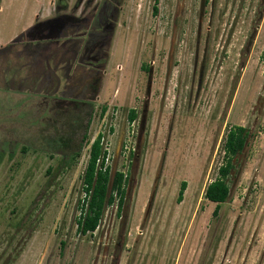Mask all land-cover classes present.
<instances>
[{
	"label": "rangeland",
	"instance_id": "rangeland-1",
	"mask_svg": "<svg viewBox=\"0 0 264 264\" xmlns=\"http://www.w3.org/2000/svg\"><path fill=\"white\" fill-rule=\"evenodd\" d=\"M50 1L4 0L0 9V44H15L13 54L0 48V264H264V0H159L157 14L155 0H119L113 31L92 49L95 71L78 59L104 0H63L75 20L36 29ZM29 27L33 38L19 39ZM60 27L82 33L51 39ZM39 44L41 55L55 53L51 69L24 73L14 54ZM54 95L95 103L75 164L53 142L66 134ZM235 126L251 137L214 215L205 194ZM100 133L112 175H127L126 204L108 207L84 236L83 176ZM71 136L78 146L83 132Z\"/></svg>",
	"mask_w": 264,
	"mask_h": 264
},
{
	"label": "trees",
	"instance_id": "trees-1",
	"mask_svg": "<svg viewBox=\"0 0 264 264\" xmlns=\"http://www.w3.org/2000/svg\"><path fill=\"white\" fill-rule=\"evenodd\" d=\"M0 0V4H1ZM119 0H104L102 3V9L95 16V24L91 25L87 35L86 44H89L90 47H95L96 43L97 47L102 46L106 39H102V26H108L111 28L112 24V16L119 11L115 3ZM156 4L154 6L155 13H158L157 3L159 0H155ZM56 10L60 14L54 19L47 20L46 22L37 24L36 29H43L45 26L51 27L52 29L59 25L58 21L64 24V20L72 21V18L75 17L73 15H62L61 12L68 8V4L63 0H56ZM61 16V17H60ZM75 20V18H73ZM60 26V25H59ZM92 27V28H91ZM34 28V27H33ZM33 28H30L26 34H21L18 38H23L26 35V38L32 37L34 35L31 34ZM35 30V29H34ZM68 30V29H67ZM65 28H58L56 35L52 34L51 39H56L55 36L61 35V39H67L70 41V36H73L75 33L76 36H80V29L78 27L73 28V33L69 34ZM33 33V32H32ZM74 35V36H75ZM30 40V39H29ZM35 40H38L36 38ZM16 42V41H15ZM39 43V42H38ZM31 44V43H30ZM37 44V43H36ZM69 44V43H67ZM79 44V43H78ZM77 44V46H78ZM15 44L3 48L2 50L12 52L14 50ZM28 47V44L26 45ZM75 46V45H73ZM44 49L43 45H36L33 49L25 48V52L27 53H35L43 54L41 51ZM100 50V49H99ZM14 52H12L13 54ZM52 57L55 56L54 52H47ZM96 53V52H95ZM97 67L100 68L98 62H96ZM96 73L99 75L100 71L96 70ZM90 79H93V85H89L91 93L94 94L95 97L98 96L101 80L98 76H91ZM89 88H87L88 90ZM88 93H86L87 95ZM92 94V95H93ZM54 100H58L59 103H73L72 107L67 108H59L60 105L57 103L55 108L58 110V113H54L57 120L56 122L62 121V126L66 129V134L61 135L59 138L55 139L53 142L55 145L59 144L62 146L65 154L68 151V155L70 156V160L73 164L78 162L77 160L81 157L82 146L84 143H89V135L88 131L92 124L93 114L95 110V103L92 101H84L80 102L79 100H67L57 95H54ZM88 96V95H87ZM107 112V108L104 107L102 109L101 116H104ZM137 119V111L130 110L129 112V122L133 123ZM76 131L83 132L82 139L79 141L78 146L74 143L75 140L71 134H74ZM76 135H74L75 137ZM251 137V131L243 126H235L232 127L226 137L224 151L226 163L224 166L220 168L219 177L213 181L206 190V199L210 202L216 203L217 207L214 212V215H218L221 206L227 202L230 196V187L227 183V179L230 176L232 170L234 169L233 159L242 153L248 143L249 138ZM73 149H76L73 151ZM108 162V152L104 146V135L99 134L93 142L90 143V155L87 167L83 176V185L85 198L82 203L81 208V216L78 219V230L82 235H87L90 233H95L101 225V222L104 218L106 209L115 204L118 206L119 213H122L124 206L126 204L127 197V175L121 171L115 172L112 175V168L107 163ZM187 188V183L183 182L181 184V189L179 192L178 201L181 202L183 200V196L185 190Z\"/></svg>",
	"mask_w": 264,
	"mask_h": 264
},
{
	"label": "crops",
	"instance_id": "crops-1",
	"mask_svg": "<svg viewBox=\"0 0 264 264\" xmlns=\"http://www.w3.org/2000/svg\"><path fill=\"white\" fill-rule=\"evenodd\" d=\"M3 1L4 0H2L1 1V3H3ZM56 0H51L50 1V4H48L47 6H39L40 7V11H38L37 13H36V15H35V19H36V17L37 16H39L40 18H42L43 20H50V19H54V18H56L57 16H52V14L54 13V12H57V10H56V8H54V6H56ZM2 5V4H1ZM0 5V9H2V6ZM41 5V4H40ZM49 5H50V7H49ZM59 13H56V15H58ZM61 14L62 15H67L68 13H67V10L66 11H63V12H61ZM69 15V14H68ZM35 24V23H34ZM32 27V26H31ZM30 28V27H29ZM27 30V29H26ZM25 30V31H26ZM23 33V32H22ZM21 33V34H22ZM13 41V40H12ZM11 41V42H12ZM12 44H14V43H12ZM1 45V49L2 48H4V46L5 45H2V44H0ZM34 48V47H33ZM33 48H31V49H33ZM23 52H24V54H23V56H19V55H17V54H14L16 57H18V58H22L24 61H25V63L22 65V67H21V69H22V71L25 73V71H26V73L27 74H30V71L32 70V71H34V69L35 70H37L39 67H42L43 66V68H45V67H47V68H49V69H51V64H52V62L55 60L51 55H46V56H43V55H41V54H38V55H36L35 53H27V52H25V49H23ZM62 62L63 63H65V61H63L62 60ZM65 66H67V65H65ZM74 66H72V67H66V69H69L71 72L73 71V69H75L76 67H74ZM73 68V69H72ZM21 78V77H20ZM25 77H23V79H24ZM40 92V91H39ZM20 94H25V92L24 91H22Z\"/></svg>",
	"mask_w": 264,
	"mask_h": 264
},
{
	"label": "flooded vegetation",
	"instance_id": "flooded-vegetation-1",
	"mask_svg": "<svg viewBox=\"0 0 264 264\" xmlns=\"http://www.w3.org/2000/svg\"><path fill=\"white\" fill-rule=\"evenodd\" d=\"M2 4V3H1ZM0 4V5H1ZM56 8V7H55ZM69 8V7H68ZM68 8L66 9V10H68ZM66 10H64V11H66ZM113 31V29H111L110 27H106V26H102V35H101V38L102 39H106L107 38V35H105L106 33H108V36L110 35V31ZM89 44H87L86 46H85V51H84V53H83V55L78 59V61L80 62V63H84L86 66H88L89 68L88 69H90L91 71H95V69L94 68H96L97 67V64H96V62H98L99 61V59H98V56H96L95 54V52L94 51H96L97 52V50L98 49H95V50H92L93 48H95V47H90V46H88ZM3 49V48H2ZM1 49V50H2ZM100 51H102L103 52V50L102 49H100ZM67 65H70V63L67 61ZM85 66V67H86ZM70 67H71V65H70ZM68 79V78H67ZM68 81V80H67Z\"/></svg>",
	"mask_w": 264,
	"mask_h": 264
},
{
	"label": "water",
	"instance_id": "water-1",
	"mask_svg": "<svg viewBox=\"0 0 264 264\" xmlns=\"http://www.w3.org/2000/svg\"><path fill=\"white\" fill-rule=\"evenodd\" d=\"M115 174V173H114Z\"/></svg>",
	"mask_w": 264,
	"mask_h": 264
}]
</instances>
